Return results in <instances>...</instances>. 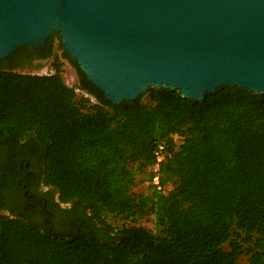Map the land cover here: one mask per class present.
<instances>
[{"label": "trees", "instance_id": "obj_1", "mask_svg": "<svg viewBox=\"0 0 264 264\" xmlns=\"http://www.w3.org/2000/svg\"><path fill=\"white\" fill-rule=\"evenodd\" d=\"M23 48L0 60V143L37 146L44 184L81 207V228L51 235L2 216L0 264H264V93L222 87L192 101L149 88L116 105L57 32L16 64ZM42 61L52 73L19 71Z\"/></svg>", "mask_w": 264, "mask_h": 264}, {"label": "water", "instance_id": "obj_2", "mask_svg": "<svg viewBox=\"0 0 264 264\" xmlns=\"http://www.w3.org/2000/svg\"><path fill=\"white\" fill-rule=\"evenodd\" d=\"M55 32L116 105L149 88L264 93V0H0V60Z\"/></svg>", "mask_w": 264, "mask_h": 264}, {"label": "flooded vegetation", "instance_id": "obj_3", "mask_svg": "<svg viewBox=\"0 0 264 264\" xmlns=\"http://www.w3.org/2000/svg\"><path fill=\"white\" fill-rule=\"evenodd\" d=\"M33 49H21L14 62L27 64L36 54L44 53ZM2 216L23 220L51 235H68L69 230L81 228V207L74 202H61L57 191L44 184L40 152L37 146L23 141L12 145L0 143Z\"/></svg>", "mask_w": 264, "mask_h": 264}, {"label": "rangeland", "instance_id": "obj_4", "mask_svg": "<svg viewBox=\"0 0 264 264\" xmlns=\"http://www.w3.org/2000/svg\"><path fill=\"white\" fill-rule=\"evenodd\" d=\"M50 63H51V61H48V63L44 64L40 69H36V70H32V71H30V70H19V71L24 72V73L31 72L33 74L45 75L47 73H50ZM64 70H65L64 71L65 82L71 86L76 85V83H77L76 74H75L74 70L70 67V65L65 64ZM136 191H141V192L146 191V184L138 185L136 187ZM141 225L144 227L150 228L152 226V223L146 222V220H144L141 223Z\"/></svg>", "mask_w": 264, "mask_h": 264}, {"label": "built area", "instance_id": "obj_5", "mask_svg": "<svg viewBox=\"0 0 264 264\" xmlns=\"http://www.w3.org/2000/svg\"><path fill=\"white\" fill-rule=\"evenodd\" d=\"M50 73H52L51 69H50ZM49 74V73H47ZM46 75V74H45ZM68 84V83H66ZM69 85V84H68ZM71 86V85H69ZM165 146L163 144L158 145L156 151H155V164L152 168V171L154 173V178L152 180V184L156 186L158 191H162L163 187L160 184V180H159V175H158V170H159V165L160 163L163 162L164 160V156H165Z\"/></svg>", "mask_w": 264, "mask_h": 264}]
</instances>
